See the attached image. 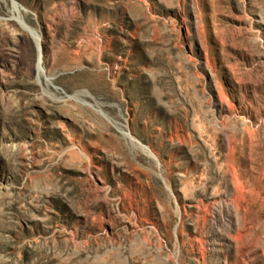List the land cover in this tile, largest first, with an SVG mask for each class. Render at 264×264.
Here are the masks:
<instances>
[{"label": "rangeland", "instance_id": "374dc122", "mask_svg": "<svg viewBox=\"0 0 264 264\" xmlns=\"http://www.w3.org/2000/svg\"><path fill=\"white\" fill-rule=\"evenodd\" d=\"M0 264H264V0H0Z\"/></svg>", "mask_w": 264, "mask_h": 264}, {"label": "bare ground", "instance_id": "6f19581e", "mask_svg": "<svg viewBox=\"0 0 264 264\" xmlns=\"http://www.w3.org/2000/svg\"><path fill=\"white\" fill-rule=\"evenodd\" d=\"M21 23H22L23 25H25L23 21H22ZM26 28H27V26H26ZM41 62H42V61L40 60V62H39V70H40V74L44 73V71H45V69L43 68Z\"/></svg>", "mask_w": 264, "mask_h": 264}]
</instances>
